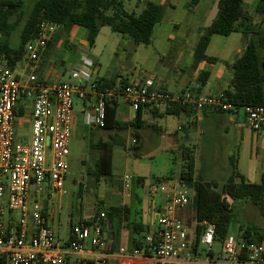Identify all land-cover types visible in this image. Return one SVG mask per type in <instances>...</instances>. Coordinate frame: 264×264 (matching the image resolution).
I'll list each match as a JSON object with an SVG mask.
<instances>
[{
	"label": "built area",
	"instance_id": "2783aa9c",
	"mask_svg": "<svg viewBox=\"0 0 264 264\" xmlns=\"http://www.w3.org/2000/svg\"><path fill=\"white\" fill-rule=\"evenodd\" d=\"M61 30L59 24L41 22L14 67L7 60L0 61V264H71L67 255H82L88 247L100 258L77 264H107L106 251L111 244L105 234V212H100L90 225H74L67 248H62L50 224L51 216L38 202L44 187L64 195L75 101L83 106L85 126L94 129L105 127L108 102L114 98L145 114L176 103L191 105L198 112L215 108L232 116L243 109L253 131L264 128V106L238 109L226 101L223 92L173 95L150 81L101 90L92 81L95 62L85 51L81 52V64L70 67L71 78L77 82L51 79L43 59L50 41ZM161 191L168 196L158 212L157 233L151 243L153 256L148 264H264V241L248 242L233 235L222 242V261H214L211 253L216 227L207 221L201 223L200 237L205 258H191L188 229L178 216L180 209L189 206V190L179 182L169 193L166 186ZM31 199L35 201L30 208ZM120 252L127 254L125 249ZM129 255L140 256L142 252L133 249Z\"/></svg>",
	"mask_w": 264,
	"mask_h": 264
},
{
	"label": "rangeland",
	"instance_id": "374dc122",
	"mask_svg": "<svg viewBox=\"0 0 264 264\" xmlns=\"http://www.w3.org/2000/svg\"><path fill=\"white\" fill-rule=\"evenodd\" d=\"M24 1L23 12L12 19L14 23L19 24L11 35L10 40L14 44L19 42L20 30L33 5L32 0ZM122 1L127 12L137 14L142 12L148 1L164 6V20L162 24L156 26L150 46H137L123 35L113 32L111 28L103 27L95 46L91 48L85 45L83 48L81 42L85 40V31L81 28L75 30L76 28L73 27L69 33V42L76 43L77 49L63 47L64 39H61L47 59L45 66L50 64L59 72L63 68L66 69V74L62 75L61 80L75 83L77 81L71 78L69 68L72 65L81 64V52L85 51L95 62L92 81L114 78L118 86L122 81L146 83L148 79H152L158 82L165 72L163 84L170 91L176 92V81L182 79L177 74L181 58L179 56L182 51L190 49L191 42L195 46L198 41V34L192 31V27L207 26L211 22L212 14L206 15L207 12L203 8L205 5L202 8L191 7L192 0ZM257 3V0H244V7L254 18L253 29L264 31V15L255 12ZM213 12L214 14L218 12L217 5ZM174 24L188 28L190 40L183 43H180L181 38L169 40L177 30ZM239 38L245 41L241 33L233 34L229 40L235 42L239 41ZM183 57L186 59L184 66H187L190 54ZM73 112L76 125L73 127L69 142L68 173L65 179L64 195L52 191L49 187H44L38 199L39 204L51 216L50 224L55 237L57 239L59 237V242L67 241L71 225L77 224L81 218L82 220L87 219L94 209L95 211L100 209L101 205L97 199H101L107 191H113L114 183H121L125 176H128L132 192L145 196L147 204L153 205L156 202L159 205L168 196L167 193L161 191V187L166 186L169 193L174 185L181 182L180 177L183 171L188 170L185 158V150L188 148L193 151L194 177H199L203 182L214 181L217 184L214 190L221 192L226 199L233 214L231 234L235 237L241 236L239 229L247 226H256L264 233V217L259 209L249 201L231 199L224 191L226 180L231 173L230 157L237 159V168L245 177L248 174L252 175L258 166V161L252 160L251 154L255 147L259 149L263 147L262 129L258 132L254 131L251 143L250 131L246 130L248 128L245 123H239L238 126L228 124V133L223 130L218 131L215 137L216 132L212 131V123L204 125L202 132L205 134H197L194 130L179 129V119L175 116H167L156 121L160 130L158 133L152 128H143L140 131L142 150L140 149L138 154L141 158L136 161L131 151L133 144L131 129L114 134V131L95 130L91 126H85L82 116L83 106L77 101L74 102ZM243 113L242 109L241 114L244 115ZM134 114L131 108L121 103L117 119L123 122L125 119H132ZM27 129L31 130L29 126ZM255 133H258L257 136ZM26 137L29 140L31 133L28 132ZM99 142H104L109 146L107 153H111L112 176L102 177L98 182L92 174L96 169L97 158L103 153V150L95 147ZM137 165L139 174L142 176L140 178L134 175ZM248 178L252 182L251 177ZM138 181H146V184L155 185L158 189L152 193L148 186L143 187L138 184ZM188 190L191 198L193 190L189 188ZM34 201L31 199L30 208ZM187 208L188 212L193 215L192 220L186 223L187 228L193 230L198 221L191 204ZM199 224L202 227V224ZM221 247V242H214L213 250L216 255L221 251ZM199 254V260H203L206 251L202 244H199Z\"/></svg>",
	"mask_w": 264,
	"mask_h": 264
},
{
	"label": "trees",
	"instance_id": "16d2710c",
	"mask_svg": "<svg viewBox=\"0 0 264 264\" xmlns=\"http://www.w3.org/2000/svg\"><path fill=\"white\" fill-rule=\"evenodd\" d=\"M255 12L264 15V0H257ZM33 5L19 33V42H11V35L18 27V23L13 22V17L23 12L24 0H0V61L7 60L10 66L22 58L25 45L34 38L38 32L41 22L59 24L62 30L50 41L48 50L43 59V67L47 59L56 48V44L61 39L63 47L73 49L69 42L70 31L73 27L81 28L85 31V40L89 47H94L96 40L103 27H109L115 33L121 34L131 40L135 45L150 46L156 26L162 24L165 17L163 5L148 1L146 7L140 14L129 13L124 7L122 0H32ZM198 0H193L191 7L197 4ZM246 10L244 0H219L218 13L208 27L198 29L199 39L194 47L193 64L195 69L202 62L214 64L218 59L206 55V49L213 35L230 36L239 32L246 41L245 49L241 57L236 59L231 65L233 76L229 88L223 91L226 101L240 109L246 106H264V31L253 29V24H244ZM209 78L208 71H202L199 75V88L192 89L194 93H199ZM101 90L111 88H123L128 84L122 81L118 86L114 78L101 79L96 81ZM118 99L109 100L107 106V119L104 131H121L131 129L133 144L131 151L138 159V152L141 149L140 131L144 128L142 110L136 111L135 119L130 123L116 119ZM209 109L205 108L204 110ZM215 109V108H212ZM203 110V111H204ZM222 112L219 109H215ZM197 110L191 106L181 104L167 105L160 111H154L152 116L158 120L167 116L179 117L185 115L193 117ZM223 113V112H222ZM116 142V139H114ZM119 144V143H117ZM123 145V144H122ZM96 148L103 150L97 158L95 171L92 174L99 182L102 177L112 176L111 153L108 144L99 142ZM185 158L188 170L181 174V183L190 190L193 196L189 197V205L194 209L196 220L199 223L207 221L216 227L215 238L219 242L232 235L230 226L233 221V214L228 207L226 199L221 192L214 188L217 184L213 182H203L199 177H194V157L192 149L185 150ZM231 173L225 183L224 191L233 200H245L256 206L264 217V174L261 182L251 183L246 181L237 168V159L230 157ZM111 180V179H110ZM239 180V181H238ZM119 208L111 207L106 212V220L114 218V211ZM100 210L98 209L97 212ZM122 211V210H121ZM91 221H84L80 224L90 225ZM74 225H71L70 230ZM241 236L239 240L248 242L264 241V233L256 226H247L239 229ZM69 244V240L66 245ZM199 242L195 240L192 244V253H197Z\"/></svg>",
	"mask_w": 264,
	"mask_h": 264
},
{
	"label": "crops",
	"instance_id": "0c3cea01",
	"mask_svg": "<svg viewBox=\"0 0 264 264\" xmlns=\"http://www.w3.org/2000/svg\"><path fill=\"white\" fill-rule=\"evenodd\" d=\"M193 1V0H192ZM153 2V1H152ZM156 3V2H155ZM219 0H198L197 4L193 6L194 8H202L203 5H205L203 8L206 10V15L212 14L211 22L207 26H197L195 28L192 27V31L194 33L198 34L199 39V33L198 29L202 27H208L211 25L213 20L215 19L217 13L214 14V8L217 5L218 6ZM246 20H244V24L254 23V18L250 16L249 11L246 10L245 14ZM174 27L177 28L176 33L170 37L169 40H178V38H181L182 40L180 43H183L186 40H190V30L188 28H183L180 24H174ZM77 30L78 27H75ZM79 30V29H78ZM239 32L233 33L238 34ZM230 36H221V35H213L211 37L210 43L206 49V55L211 58L218 59V62L211 64L208 62H202L198 65L197 68H193V55H194V47L193 42H191L192 46L189 50L182 51V54H180L179 57V69L178 73L182 79H179L176 81V92L170 91L164 84V77L165 72L162 74L160 81L156 82L155 80L148 79L147 81H150L154 87H157L161 90L168 91L169 93L173 95H179L183 94L186 91L197 89L199 88V75L202 71H208L209 72V78L206 83V85L201 88L199 93L202 94H208V95H215L218 93L223 92L230 86V82L233 76L232 70L230 69L229 65H231L236 59L242 56L246 41L239 38V41H230ZM98 39V38H97ZM184 39V40H183ZM70 40V39H69ZM85 41V42H84ZM97 41V40H96ZM71 45L77 49V44L70 41ZM197 43V42H196ZM83 45V48L85 45H88L86 40H83L81 42ZM96 44V43H95ZM95 46V45H94ZM82 47V46H81ZM186 54H190V59H188L187 66H184V63L186 59H184ZM182 61V63H181ZM45 71L48 72L49 78H60L62 75L66 74V69H62L61 72L59 70L52 68L51 66L47 67L45 66ZM70 70V68H69ZM186 77V79L184 78ZM99 81V80H98ZM129 83V82H128ZM121 100L118 99V108L116 113V119L118 116V110L121 105ZM133 110V109H132ZM134 111V110H133ZM135 112V111H134ZM244 115L241 114V111L238 112L237 115L232 116L229 113H222L215 109L209 108L201 112H197V114L193 117H187L185 115H181L177 117L179 119V129L183 131L194 130L197 134H205L202 132V129L205 124H213L212 131H215L214 133L215 137H217L218 131H224L225 133H228L229 131V125L228 124H234L235 126H238L239 123H245L247 128L246 130L250 131V140L251 143L253 141V134L254 131L250 128L247 122V117L245 113ZM136 112L132 119H125V123H130L135 119ZM144 121V128H152L154 131L156 130L157 133L160 131L158 129V125L156 124V119L152 116V113H146L143 116ZM123 121V122H124ZM76 125V121L74 123V126ZM73 126V127H74ZM98 130V129H95ZM264 133V128L262 129ZM113 132V131H111ZM258 132V131H257ZM115 134V131H114ZM244 134V133H243ZM256 136L258 133H255ZM209 135V132H208ZM163 136V134H162ZM166 138V137H165ZM218 139L216 138V141ZM141 150H142V144L140 141ZM135 158V157H134ZM141 158V155L139 154V158L135 160H139ZM251 159L254 161H258V166L253 171L252 175H249L244 178L246 181H249L248 177H251V183H260L262 175L264 174V144L262 149H259L257 147L254 148L251 154ZM111 166H112V158H111ZM239 166V164H238ZM138 165L136 167V173L134 174L137 178H140ZM126 177V176H125ZM115 181V180H114ZM146 181H138V184H140L143 187L148 186L150 189V192L154 193L157 191V186L155 185H148L145 183ZM131 184L128 182V180L123 179L118 183H114V190L111 192H106L104 196L101 199H97L99 205H101V208L99 209V212H107L111 207L119 208V210L114 211V218L106 220V229L105 234L110 242V248L107 253V264H148L150 259L153 256V252L151 250V243L153 239L155 238V235L157 233V221H158V212L161 210V208L166 204L167 197L162 200V202L158 205L156 202L154 204H147L145 202L146 197L141 196L139 194H136L135 192H132L131 190ZM188 208L180 209L178 211V216L182 219L184 224L187 227V221L190 222L192 220V214L188 212ZM122 210V211H121ZM99 213L97 210L92 212V214L85 220H82V218L79 220L77 224H80L84 221H91L93 218H95ZM74 224V225H77ZM188 229V228H187ZM190 229V228H189ZM189 240L191 244V250H190V257L200 259L199 254V244H200V237L203 231V228L200 226L199 222L195 224V228L193 230H189ZM70 235V229L68 232V239L66 242L61 243L59 242V246L62 248H67L66 243L69 240ZM198 241V250L197 253H192V244ZM58 241L59 237H58ZM216 242H218L216 240ZM121 249H125L127 251V254H122L120 252ZM133 249H139L142 252V255L140 256H130L129 253ZM211 257L214 261H222V247L221 251L216 255L214 250L212 249ZM100 258V254L93 250L91 247L87 248V251L78 256L74 255H67V260L71 264H77L78 261H95ZM202 261V260H201Z\"/></svg>",
	"mask_w": 264,
	"mask_h": 264
}]
</instances>
